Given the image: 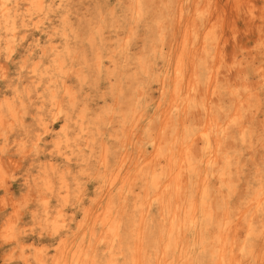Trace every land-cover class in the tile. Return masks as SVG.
Segmentation results:
<instances>
[{
    "label": "clouds",
    "instance_id": "obj_1",
    "mask_svg": "<svg viewBox=\"0 0 264 264\" xmlns=\"http://www.w3.org/2000/svg\"><path fill=\"white\" fill-rule=\"evenodd\" d=\"M0 264H264V0H0Z\"/></svg>",
    "mask_w": 264,
    "mask_h": 264
},
{
    "label": "rangeland",
    "instance_id": "obj_2",
    "mask_svg": "<svg viewBox=\"0 0 264 264\" xmlns=\"http://www.w3.org/2000/svg\"><path fill=\"white\" fill-rule=\"evenodd\" d=\"M222 2H223V0H217V4L219 5V4H222ZM229 2L231 3V2H234V0H229ZM188 23H189V21H185V26H187L188 25ZM179 70V69H178ZM177 182L179 183V176L177 177Z\"/></svg>",
    "mask_w": 264,
    "mask_h": 264
}]
</instances>
